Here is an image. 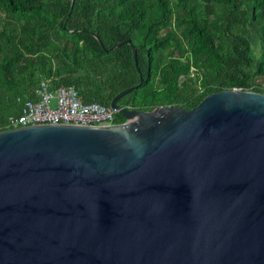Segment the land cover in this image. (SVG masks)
<instances>
[{
	"label": "water",
	"instance_id": "1",
	"mask_svg": "<svg viewBox=\"0 0 264 264\" xmlns=\"http://www.w3.org/2000/svg\"><path fill=\"white\" fill-rule=\"evenodd\" d=\"M119 112L0 131V264H264V93Z\"/></svg>",
	"mask_w": 264,
	"mask_h": 264
},
{
	"label": "trees",
	"instance_id": "2",
	"mask_svg": "<svg viewBox=\"0 0 264 264\" xmlns=\"http://www.w3.org/2000/svg\"><path fill=\"white\" fill-rule=\"evenodd\" d=\"M44 78L143 111L264 93V0H0V131Z\"/></svg>",
	"mask_w": 264,
	"mask_h": 264
},
{
	"label": "built area",
	"instance_id": "3",
	"mask_svg": "<svg viewBox=\"0 0 264 264\" xmlns=\"http://www.w3.org/2000/svg\"><path fill=\"white\" fill-rule=\"evenodd\" d=\"M121 107L125 106L85 103L74 85L60 84L54 87L50 79L44 78L35 87L34 97L22 101L20 113L8 118L7 129L41 123L115 125L124 122H115Z\"/></svg>",
	"mask_w": 264,
	"mask_h": 264
}]
</instances>
